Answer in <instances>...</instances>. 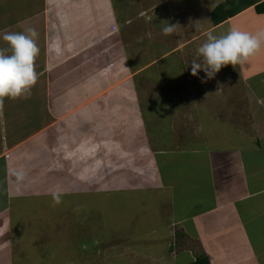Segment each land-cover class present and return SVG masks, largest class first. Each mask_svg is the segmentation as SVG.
Segmentation results:
<instances>
[{
    "label": "crops",
    "instance_id": "0c3cea01",
    "mask_svg": "<svg viewBox=\"0 0 264 264\" xmlns=\"http://www.w3.org/2000/svg\"><path fill=\"white\" fill-rule=\"evenodd\" d=\"M174 1L163 0L161 5L168 15H182L183 11ZM222 1L219 0L218 4ZM180 3L183 4V0ZM213 3L215 5V0ZM117 5L112 0H0V16L2 14L4 18L0 24V35L14 28L17 32L35 28L40 48L36 59V70L40 75L31 94L18 98L21 106L9 103L5 109L0 104V264H18L17 254L27 251L24 250L26 245L19 239L23 237H19L13 227V212L17 201L35 200L21 196L22 192H36L37 198L50 197L49 181L55 182L56 176L61 178L62 175L56 187L62 188L65 195H72L74 189L83 188L95 193L93 190L100 189L98 183L102 187L100 190H105L101 178L105 173L113 172L112 169L126 177L129 190L158 193L153 204L156 226L152 229L154 222L142 225L149 228L144 235L146 242L140 244L141 238L136 234L142 222L140 218L139 225L130 223L128 244L113 247L114 254L139 249L138 257L132 264H193L201 253L206 255L210 264H264V90L258 93L255 87L248 86L254 80L252 77L264 74V63L256 70V75L249 74L252 59L236 65L245 66L243 77L246 84L238 81L232 83L233 86L244 85L248 94L253 95L251 99L246 98L244 104L249 100L258 103V112L254 114L256 122L250 125L245 118L247 104L240 105L243 101L237 103L240 94L230 95L231 90L228 89L218 93L212 91L211 94L216 93L214 97L217 99L212 102L215 104L208 114L210 116V113H214L212 111L223 110L225 120L215 117L208 120L205 116V126L198 120L195 123L196 133L185 134L171 130L172 121L175 125L183 120L184 114L200 112L211 90L195 93L171 91V95L176 96V103L173 113L168 114L169 122L164 119L165 106L160 104L154 110L151 108L155 113L150 115L148 125L137 104L132 83L126 85L128 89L121 88V95L130 104L127 109L129 121L122 125H127L131 136L129 139L126 136L124 146L133 150L134 154L139 152V156L127 165L121 161L116 166L103 167L96 147L88 148L84 140L91 137L95 141L105 129L99 130L91 114L93 108H88L84 97L90 81L85 78L88 71L84 65L86 57L80 53H85V49L91 45L103 50L110 43L112 47L119 44L120 40L115 43L112 39L120 28L115 19ZM216 6L212 7V0H199L195 11L198 15L209 14L207 19L211 20L210 14ZM141 9V15L150 12L146 8ZM118 10L121 15L127 13L124 7ZM161 20L163 22L166 18ZM161 20L155 30L158 27L162 31ZM223 26L253 35L264 33V13L259 14L255 7H251L218 27ZM177 31L171 36L179 41L177 46L183 49L188 42L182 41V27H178ZM162 33L160 40L165 39L161 37ZM107 36L110 38L104 43ZM133 37H129L130 42H125L127 48L132 46ZM77 38L92 42L90 45L86 43L88 46L82 45L77 43ZM94 38L96 43L100 41L99 44L93 43ZM196 39L187 38L190 42ZM72 40L76 44L71 43ZM114 51L110 57L115 63L111 64L110 69L121 66V74H124V58L129 53L122 51L117 54ZM119 57L121 59L117 64L116 58ZM116 75L120 73L108 76ZM186 76L204 78L203 74L193 76L192 72ZM94 87L95 91H104V84L92 86L91 89ZM235 88L238 90L240 87ZM114 91L119 94L118 90ZM185 98H188V105L183 101ZM235 107L236 111L243 109V113L233 117L231 112ZM135 111L141 115H134ZM199 126L204 128L201 133ZM136 138L141 141L139 145ZM31 151H34L33 157L27 155ZM57 158H67L70 162L60 168L55 161ZM35 162L36 167L40 164V172L48 178H36L32 182L26 180L29 174L27 167ZM45 187L46 191L41 193ZM112 190L117 191L114 187ZM142 244L144 250H140ZM174 244L179 246L178 249L174 248ZM122 262L129 264L125 259Z\"/></svg>",
    "mask_w": 264,
    "mask_h": 264
},
{
    "label": "rangeland",
    "instance_id": "374dc122",
    "mask_svg": "<svg viewBox=\"0 0 264 264\" xmlns=\"http://www.w3.org/2000/svg\"><path fill=\"white\" fill-rule=\"evenodd\" d=\"M112 1L118 4L115 19L116 23L118 22L120 26V28H118L119 35L115 34V38L112 37V39L115 40V43L120 40L118 42L119 44L112 47L109 46L110 43L108 46L105 45L103 50L99 48L98 45L96 49L91 45V47L85 49V53H80V55H85L86 57L84 65L87 67L88 71L86 72L87 76H85V78L87 81H90V83H88L89 88L84 97L87 99L88 108H93L91 114L95 117L93 119L100 127L99 130L105 129L103 134L95 141L91 137H88L87 140L84 138V140L88 148L92 146L96 147V152L102 157L103 167L116 166L118 163L121 164V161L125 162L124 164L127 165L131 160L139 156V152H135L134 154L133 150H129L127 146H124L126 136L127 139L131 136L128 133L129 129L127 125H122L125 121H129L127 109L130 107V104H128V100L124 95H121L120 92L121 88L128 89L129 86L126 87V85L132 83L134 96L137 98V104L139 108L142 109V113L148 125L152 117L150 115L155 113L151 108L154 110L155 106L158 107L160 104L165 106V111L163 113L164 119H167L169 122L170 118L168 114L173 113L176 103V96L174 98V94L171 95V91L173 93L177 90H186L187 92L195 93L202 92L201 90H203V92L211 90L210 95L205 97L208 101L206 102V99L204 100L205 106L200 109V112H195L194 114L189 112L187 115L184 114L183 120H180L175 125V122L172 121L170 129H176L185 134L196 133L195 123H197L198 120H200L204 126L206 125V119L208 118V120H210V117H215L217 120L218 118L225 120V112L223 110H215L212 111L214 113H210V116L208 115L209 109L215 104H212V102L214 99H217L214 97L216 93L212 95V91L216 90L218 93L221 90L227 91L228 89L231 90L230 95L232 93L237 95L240 94L237 100V103L243 101L240 105L246 102L244 101L246 98L251 99L253 97V95L248 94L244 85L242 87L240 84H237V86H233L232 84L238 81L241 84H246L243 77L245 66L236 67L229 64L223 67L212 79H207L204 71H200V74H203L204 78H187L186 74L191 72L190 63L193 60L202 62V58L197 55V49L207 40L208 33L211 32L214 35L220 36L226 34L230 30L227 26L218 27L219 25L212 28L211 20L207 19L209 14L198 15V12L195 10L199 0H183V4L180 3V0H175L177 6H180V10L183 11V14L177 13L173 16L168 15L163 9V5H161L163 0ZM119 7H124V11L127 13L123 15L119 14ZM141 8H146L150 10V12L148 11V14L141 15L139 14L142 12ZM162 18H166L164 23L168 21L182 27L183 33L181 34V38L184 40H181L186 43L188 42V44H185L186 47L184 46L183 49L182 47H178L179 41H176L171 35H164L158 27L155 30V27L159 26V20ZM2 19L4 18H2L1 14L0 24ZM160 24L163 27L162 20ZM133 30L135 31L133 32ZM178 31L176 32L178 33ZM9 32H17V29L14 28L9 30ZM161 33L163 35L161 37L163 39L165 38L164 40H160L159 38ZM134 34H136V36H134ZM108 37L110 38V36H107L105 38L106 40L103 41L104 43L108 42ZM129 37H133L131 39L132 46L127 48V43L125 42H130ZM189 37L192 39L196 37L197 39L190 42L187 40ZM75 40L79 44L82 43V45H86V43L90 45V42H92L89 40L81 41L78 38ZM73 41L74 40H72L71 43L76 44V41ZM111 41L110 39V42ZM0 42V47H8L4 44L6 42H3L2 39H0ZM99 42L100 41L96 43L94 38L93 43L99 44ZM190 44L193 45L189 47ZM112 50H116L114 52H117V54L122 51L129 53L128 56L124 58V74H121V71H123V67L121 66H116V69L114 68L113 70L110 69L112 68L110 67L111 64L115 63V60L110 57L113 52ZM98 52H100V54H97ZM116 59H118L116 63L119 64L121 58L119 57ZM250 59H252L253 64L249 74L256 75V70L264 63V46H262L255 55L251 56ZM118 72L120 75L111 78L108 76L111 75V73L115 74ZM260 76L261 77H252L251 79L254 80L250 81L248 84V86L251 85L255 87L258 93L264 90V74ZM197 81L198 84H195ZM219 82H221V84H218ZM99 84H104V91H95L96 87H94L93 90L91 89L92 86H97ZM238 86L240 88H238ZM231 87L232 89H230ZM235 87H237L238 90ZM114 90H118L119 94ZM137 92H139V94ZM185 99L183 101L188 105V98ZM251 102L249 100L246 103L248 113L245 118L246 121H248V125L252 122H256L254 120V114L258 112L256 109L258 103L253 102V104ZM9 103L21 106L18 98H4L2 104L3 108L7 109L6 106H8ZM164 103L167 104L164 105ZM166 105H169L167 109ZM239 113H243V109H241V111L239 109L236 111L235 107L233 112H231V116L235 117V114ZM134 115L139 116L141 114L135 111ZM205 116H207V118ZM7 129L10 134L11 128L8 121ZM202 129L204 128H199L200 133ZM247 129L249 134L250 127ZM135 141L138 145L141 143L138 138H136ZM122 145L123 147H121ZM29 154H27L29 157H33L34 151H31ZM116 157L119 159H116ZM55 161L58 163L57 167L60 168L62 165L67 166L70 162L67 158H57ZM39 165H37L38 171L34 170V168L37 169L36 162L34 165L27 167L29 171V174L26 175L27 181L32 182L37 180L36 178H38V180L45 177L48 178V176L40 172L41 168ZM112 170L113 172L105 173L101 178V181H104L103 188L105 190H100L102 189L100 183H98V188L100 189L98 191L93 190L95 193L84 188L81 190L74 189L75 191L72 195H68V193L65 196L63 195L60 203H56L51 194L50 197L43 198L39 196L37 198L36 192H22L21 194L23 195L21 196L26 198L30 197V199H34L35 201L29 202L25 201V199H21L16 202V209H14L13 212V227L17 230L16 232L20 235L19 237H23L19 239L26 245L24 250H27L26 253L21 252L17 254L18 264H125L122 262L124 259L129 262V264H132L134 259L138 257L136 255L139 254V249L128 253L117 250L118 253L114 254L112 248L126 246L128 244L127 235H129L131 231L129 229L131 228L130 223L139 225L138 221L141 219L142 222L136 234L141 238L140 244L143 241L146 242L144 235L149 228H143L142 225L154 222L152 229L156 226V220H154L155 208L153 204L158 193L153 191L129 190V188L126 187V177L119 175L114 169ZM59 178L60 176L57 175L55 182L49 181L50 184L47 185L49 193L57 188L56 184L60 183V179L63 178V176L61 175V178ZM87 178H90V176ZM112 187L117 189V191L112 190ZM46 189V187L43 188L41 193L45 192ZM173 246L175 249L179 247L176 244ZM144 248L145 246L142 244V249L140 250H144ZM136 262L138 263V261Z\"/></svg>",
    "mask_w": 264,
    "mask_h": 264
},
{
    "label": "clouds",
    "instance_id": "9594fccd",
    "mask_svg": "<svg viewBox=\"0 0 264 264\" xmlns=\"http://www.w3.org/2000/svg\"><path fill=\"white\" fill-rule=\"evenodd\" d=\"M219 0H215L218 5ZM212 0V7L215 6ZM162 22L164 35H172L180 25ZM38 32L29 28L24 32H3L0 39L8 47H0V104L4 98L17 99L31 94L39 80L36 70V59L40 48L37 44ZM264 46V33L251 34L238 29H230L226 34L217 36L209 32L207 40L198 47L197 55L202 62L193 60L190 63L193 76L204 71L208 79H212L220 70L231 64H243ZM56 203L65 195L62 188L57 187L50 193Z\"/></svg>",
    "mask_w": 264,
    "mask_h": 264
},
{
    "label": "trees",
    "instance_id": "16d2710c",
    "mask_svg": "<svg viewBox=\"0 0 264 264\" xmlns=\"http://www.w3.org/2000/svg\"><path fill=\"white\" fill-rule=\"evenodd\" d=\"M255 7L259 14L264 13V0H223L211 12V21L215 26L233 18L248 8ZM193 264H210L204 253L197 255Z\"/></svg>",
    "mask_w": 264,
    "mask_h": 264
}]
</instances>
